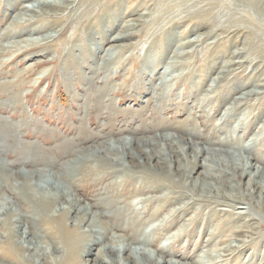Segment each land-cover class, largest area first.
Listing matches in <instances>:
<instances>
[{"label":"rangeland","instance_id":"1","mask_svg":"<svg viewBox=\"0 0 264 264\" xmlns=\"http://www.w3.org/2000/svg\"><path fill=\"white\" fill-rule=\"evenodd\" d=\"M35 1L0 0V207L2 203L9 202L11 210H21L13 198L8 196L7 189L10 183L17 186L25 178H29V175L26 176L29 171L45 170L49 173L51 168H55L57 172H61L62 169L69 168L67 163L76 159L75 154L81 156L88 151L97 152L100 146L105 145L112 147L110 149L119 148L116 143L124 139L135 144L131 145L129 151L136 157V162L140 163V166H136L131 161H121L122 166L130 169L132 174L114 171L115 176H105L93 181L100 174L93 176L86 172L84 175L86 170L81 169L79 175L73 177L77 180V187H68L83 206H94L92 210L95 209V213H105L107 206L111 204L112 208H118L121 205L119 200L127 197L125 201L137 203L136 208L141 206L138 205L140 201L146 200L142 204L147 209L145 219L155 213L154 206L147 202L151 194L148 196V193L133 192L135 186H139L140 177L143 181H147L149 177V183H155L158 180L163 182V178L168 176V171H162L160 168L148 171L149 167L142 163L144 160L138 154V151H149L152 147L153 153H156L160 146L162 149L160 141L155 144V148L154 144L150 148L144 144L152 138L172 135L183 139L192 137L200 149L212 148L225 152L234 151L236 148L231 146L232 139L241 138L240 145L250 147V162L264 170V90H259L262 93L258 96L249 95L250 91L254 90L253 84L264 78V68L259 66L262 65L260 61L251 65L240 58L235 62H244L243 64L236 63L224 71L226 60L239 49L246 48L245 36L242 33L235 34L236 32L231 35L221 31L214 32L211 26H204V14L207 13L205 6L212 0H175L171 2L173 6L167 10L166 6L162 9L158 3H148L144 8L147 10L137 9V3L132 0H124L123 7L119 8L118 3H112L110 0L109 6H103L105 10L110 8L105 16L95 18V13L101 7H92L87 22L86 18H78L77 9L71 13L57 11L58 18L62 17L61 21L70 26L61 35L63 23L56 24L59 23L57 19L53 23L56 26L50 24L38 34L28 33L22 38L16 37L17 39L6 37V32L13 29L10 22L20 11L18 7L22 2L26 6H36ZM84 7L86 6L81 8ZM47 12L54 14L52 10ZM217 20L222 23L225 18ZM129 23L136 25L128 31L132 36L117 43H110L107 38L109 34L122 33V25ZM74 27H77V30ZM208 34L210 35L206 37ZM45 35L54 36L52 39L55 41L47 45L43 42L25 44L26 47L20 44L23 48H18V51L1 50V47L11 46L12 43H21ZM220 42H227L225 54L217 49L216 44ZM112 44L115 51L110 53L120 54H116L117 59L105 65L101 56H108L106 51ZM67 51L69 53H66ZM262 53L264 52L259 55ZM256 68L261 69L259 73H256ZM226 71L231 72L228 74ZM231 108L236 110L232 112L234 115L230 114ZM239 121H242V126V123H245L241 134L236 130ZM259 130H263L259 135L261 143L253 150L249 141ZM236 150L238 154L244 155L242 151ZM30 151L36 152L39 157L35 163H29L28 157H24V153ZM186 154L190 159L191 151L187 150ZM178 158L186 168L187 161L181 156ZM154 163L155 161L151 164ZM203 164L204 161L200 158L199 165ZM200 171L205 172L197 168L191 176L196 178ZM19 172L23 176L21 181L16 179ZM81 175L87 177L86 180L81 181ZM122 176L124 182L120 180ZM170 178L175 182L178 180L174 176ZM220 180L222 184L216 185L222 187L220 190L223 195L230 196L234 192L231 193L227 186L238 185L242 194L248 177L232 178L227 174ZM164 191L156 193L155 197L165 194ZM187 201L188 199H181L173 206L165 207L161 218L168 216L166 212H169L170 208L174 207L175 210L176 206ZM211 202H203L201 207L195 206L193 214L191 211L185 219L194 217L197 208L204 215L210 214L209 208L213 207ZM228 209L223 206L216 207L214 215L221 218L213 224H219L220 220L225 218L223 216H226L225 211H230ZM255 211L253 215L258 218L261 214L258 216ZM109 220V217L100 220L99 226L104 232L112 224ZM183 222L181 219L180 224ZM147 226L148 224H145L143 230H146ZM178 226L177 223L172 229H177ZM201 229L199 225L198 231ZM258 230L261 231L260 228ZM170 231L155 234L151 238L153 245L144 248L155 257L159 256L158 251L161 248L170 256V261L178 263L177 257H185L187 249L195 248L198 244L194 238L185 237L182 242H175L174 246L161 245L167 242L163 237ZM118 233L109 231L106 235L110 238L120 236ZM132 248L135 247L132 245ZM253 252L249 250L246 254L236 256L246 264H264V242ZM250 253L257 257L248 258ZM116 256L125 258L127 255L116 252ZM82 258L84 260L85 256ZM77 263L78 259L75 260V264ZM33 264L39 262L34 259Z\"/></svg>","mask_w":264,"mask_h":264},{"label":"bare ground","instance_id":"2","mask_svg":"<svg viewBox=\"0 0 264 264\" xmlns=\"http://www.w3.org/2000/svg\"><path fill=\"white\" fill-rule=\"evenodd\" d=\"M17 1L19 2V0ZM123 1L124 0H111L112 3H118L119 8L123 7ZM132 1L137 3V9L146 8L148 3H152V5L158 3L162 9L166 6L167 10L173 6L172 3L175 0ZM23 4L22 2V5L20 4L21 6L18 7L20 9V11H18L19 13L17 12L16 16H13L14 19L10 22V26H12L13 29L6 32V37L22 38L24 34H38L42 32L43 29L49 27L50 24L54 26L55 24L53 23H55L57 19L59 23L56 24H62V17H59L60 19L58 18L56 15L57 11H68V13H71L72 10L77 9L78 12L76 14L78 18H86L85 22L90 18V9L92 7H101L97 12L95 11V18H102L105 16L106 12L110 11V8L107 10L103 8L105 5H110V0H36V6H26ZM17 5L19 4L17 3ZM83 6L86 7L81 8ZM205 7L207 13L204 14V26H211V30L213 29L214 32L221 31L223 34L227 33L230 35L236 32L235 34L242 33L245 36L244 44L246 48L239 49L238 51L236 50L237 52L232 54L230 59H227L228 61L225 59L224 71L225 69H230L236 63L238 65L243 64L244 62H235L236 59L239 60L240 58L244 59L245 62L251 63V65L253 62L258 63L260 61L262 65L259 66L264 68V53L259 55V53L264 52V0H212ZM47 9L52 10L54 14H49ZM223 18H225V20L222 23L217 20ZM71 23H73V21ZM18 27L21 28L16 29ZM60 27H62V25ZM135 27V24H124V26L122 25V33L115 35L111 33L107 38H109L110 43L120 42L132 36L128 31ZM68 28H70V26L64 22L60 30V35ZM74 28L77 30V27ZM209 35L210 34L206 35V37ZM53 37L52 35H45L36 39L31 38L32 40H24L21 43H18L20 42L18 41L12 43L11 46L7 45L6 47H1V50L16 49V51H18V48H23L20 44L27 45L43 42V44L47 45L55 41L52 39ZM226 43L227 42L217 43V49L223 53L226 52L228 48L226 47ZM233 43L235 44V41H233ZM113 47H115L113 44L111 46L109 45L106 51L108 56H101V60L105 65L117 59L115 55L119 52L112 53L115 51ZM110 51L112 52L110 53ZM66 53L69 52L67 51ZM259 70L261 69L256 68V73H259ZM230 72L227 73L229 74ZM164 82H167V80ZM255 83V85L252 83L254 90H251L249 93L250 96L254 97L262 93L259 92V90H264V78H260L258 83ZM244 101L246 100L244 99ZM234 110L235 108H231L229 110L230 114L236 111ZM241 122L239 121L236 127V130L240 132V134L243 132L245 124L243 122L242 126ZM263 130H259L257 135L251 137L249 144L252 146L253 150L261 143L259 142V135ZM240 139L241 138L237 137L234 140L232 139L231 146L233 149L236 148L238 151H242L244 155L238 154L236 149L232 152H225L212 148L200 149L195 141H193L192 137L190 139H183L180 138V136L174 135L170 137L160 136L159 138L150 139V142H143L149 148L153 144L155 148V144L159 141L162 145V149L160 146V149L156 150V153H153L154 150L152 152L153 147L151 150L149 149V151H138L139 156L144 160L142 163H144L146 167H151L147 170L152 171L153 169L160 168L162 171H168V176L163 178V182L158 180L155 181V183H149V177H147V181H143V178L141 179L140 177V181H138L139 186H135L133 192L138 191V193L142 192V194L148 193V196L151 194L147 202H149L152 207L154 206L153 211L155 213L146 219L145 215L147 209L145 208L146 206H142L146 200L143 202L140 201L138 205L141 204V206L139 205L140 207L136 208L135 205L137 203L126 202L127 200L125 201V199L128 197L122 198L121 201L119 200L121 205H119L118 208H112L111 204L107 206V211L105 213H95V209L92 210L94 206H83L80 199L78 200L68 188L77 187V184H75L77 180L73 179V177L76 178L81 169L86 170H83L84 175L86 172L93 176L100 174V176L93 181L105 176H115L114 171L120 174L131 173L130 169L125 168L121 164V161L128 160L136 166H140V163L136 162V157L130 153L131 145H135L131 141L125 139L118 141L116 144L119 148H113L116 150L110 149L112 147L105 145L100 146L101 149L99 148L97 152L90 153L87 150L89 153H82L83 155L81 154V156H79L80 154H75L76 159L67 163L69 168L65 170L62 169L61 172H57L55 168H51V172L49 171V173L45 170L29 171L30 174L26 173V176H30L29 178H25L24 181L17 186H13V184L10 183L7 189L8 196L13 198L20 206V211L23 213L11 210L9 202L7 204L5 203L6 207H4V203H2V207H0L1 264H33L34 259L37 260L39 264H75L76 259H78L77 264H229L231 262L246 264V262L244 263L242 260L238 259L236 255L246 254L249 250L255 252L264 242V170L250 162V157L248 156L250 154V147L240 145L242 144ZM110 150L115 152L111 153ZM187 150H190L192 153L190 159H188L189 157L187 158ZM24 154V157H28L29 163H35L36 158H39L36 152L33 153L30 151ZM179 156L187 161L186 168L182 166L181 159L178 158ZM200 158L204 161V164L201 166L199 165ZM154 161L155 163L151 164ZM171 164H173V166ZM196 167L205 170V172L200 171L196 178H193L191 174L196 171ZM213 173H217L218 175H214ZM227 174L232 178L248 177L242 194L239 191V186L233 184H229L227 189L235 194L233 193L230 196L222 194L220 190L222 187L220 188V186L216 184L220 185L221 177H226ZM171 176L177 177L178 180H176V182L173 181L174 179L170 180ZM22 177L20 172L16 174V179L18 181L19 179L21 181ZM85 178L87 177L82 176L81 181L86 180ZM181 179L184 180L180 182ZM120 180L124 182V177L122 176ZM126 187L128 186H124V188ZM223 188H225V186ZM162 190H165L166 193L155 197V194ZM152 194H154V197H152ZM254 195L256 196L254 197ZM181 199H188V201L182 203V205L176 206L175 210L174 207L173 209L170 208L169 212H166L168 216L161 218L164 213L163 211H165V207H171ZM210 201H212L211 204L213 205L212 208H209L211 209V211H208L210 214L204 215L197 208L198 210L196 209L194 217L190 216L185 219L191 211L193 214L195 206L198 205L201 207V203H210ZM122 202L124 204H122ZM239 205H245L246 207L243 208ZM222 206L229 208L228 210L230 211H225L226 216H223L225 218H222L220 222L218 221L219 224H215L221 217H216L214 211H217L215 210L216 207ZM254 211L258 216L261 215L258 218L254 217ZM105 217H109V221L112 224L109 225L108 230L104 232L99 224L100 220H103ZM181 219H183L184 222L180 224ZM213 222L215 223L213 224ZM177 223L179 224L178 228L172 229ZM145 224H148V226L146 230H143ZM199 225L202 229L198 231ZM258 228H260V232H258ZM168 230L171 231L163 237V240L166 239L167 242L161 244L165 247L174 246L175 242H182L185 237L194 238L198 244L195 248H190V250L187 249L185 257L179 258L173 255V257L178 258V263L170 261V256L167 252H163L161 248L158 251L159 256L157 257L146 252L144 248L153 245L151 238L155 234ZM109 231L119 232L121 235L109 238L106 235V232L108 233ZM106 243L108 244L106 245ZM132 245L135 247L134 249ZM99 246H101L100 249L98 248ZM116 252L122 253L123 256H127L125 258H119L116 256ZM253 253H250L248 258L257 257L256 255L254 256ZM82 256H85L84 260Z\"/></svg>","mask_w":264,"mask_h":264}]
</instances>
